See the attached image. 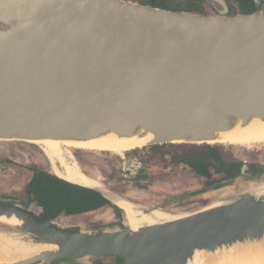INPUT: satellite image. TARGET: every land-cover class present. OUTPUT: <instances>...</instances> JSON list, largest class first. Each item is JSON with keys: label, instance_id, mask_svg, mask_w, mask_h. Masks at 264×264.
Wrapping results in <instances>:
<instances>
[{"label": "water", "instance_id": "obj_1", "mask_svg": "<svg viewBox=\"0 0 264 264\" xmlns=\"http://www.w3.org/2000/svg\"><path fill=\"white\" fill-rule=\"evenodd\" d=\"M205 1L216 14L130 0H0V26H8L0 32V141L43 148L102 131L128 135L132 124L154 136L136 150L214 146L232 130L228 119L264 121L261 1L250 14L231 0ZM255 180H264V164L244 162L236 177L190 194L210 198ZM263 185L138 230H69L2 195L0 222L54 246L12 264H188L198 251L264 243V196L255 194ZM84 188L116 206L114 198L126 200Z\"/></svg>", "mask_w": 264, "mask_h": 264}, {"label": "rangeland", "instance_id": "obj_2", "mask_svg": "<svg viewBox=\"0 0 264 264\" xmlns=\"http://www.w3.org/2000/svg\"><path fill=\"white\" fill-rule=\"evenodd\" d=\"M211 14L216 13L213 12ZM214 143H219L218 146L225 151L229 159L241 160L254 165L264 164V145L245 147L239 146L237 143ZM137 146L139 145L124 147L120 154H115L109 148H68L64 146L63 149L65 151L67 149L70 150L80 164L83 173L84 158L87 161L86 171L94 179L99 180L103 189L125 198L136 205L140 211L147 214L158 210L174 217L185 216L217 202L234 198L238 193L251 190L264 183V180L245 182L231 186L232 188L229 187L230 189L225 188L218 191L210 198L208 195L197 196L190 194L193 190L204 187L203 184L196 183L194 178H192V181L190 178L179 180L176 173L180 172V169L174 166L172 159L176 154L188 151L193 146L203 148L206 144L157 145L136 150L139 152L137 154L139 156H134L130 153L131 155L127 156V161H124L120 155L131 150L135 152L133 150ZM44 154L43 148L38 144L0 141V195L5 197L14 196L16 198L24 196L25 184L32 176L29 171L31 167H37L51 173L50 164ZM148 163L149 165H169L174 174L161 178L156 177L153 181L146 180L147 178L143 174ZM175 170L178 171L176 172ZM231 189H233V192H229L231 193L230 195H223V191H230ZM24 200L28 202L27 199ZM31 210L36 211V205H32ZM122 215L121 219H117L112 210L104 209L95 214L64 218L59 220L58 224L68 229L87 233H102L107 230L130 228L123 210ZM0 234L9 239L41 243L40 240L1 222Z\"/></svg>", "mask_w": 264, "mask_h": 264}, {"label": "bare ground", "instance_id": "obj_3", "mask_svg": "<svg viewBox=\"0 0 264 264\" xmlns=\"http://www.w3.org/2000/svg\"><path fill=\"white\" fill-rule=\"evenodd\" d=\"M7 28L8 26L3 24L0 26V32L6 31ZM227 123L232 130L219 136L213 143H237V145L245 147L264 145V121L259 119L250 120L245 127L241 123L237 124L231 119H228ZM127 129L129 131L128 135L102 131L95 137L85 141H69L64 143L60 141H45L42 142L43 151L52 166L53 173L57 177L83 187L103 188L99 181L92 179L82 172L80 164L70 150L67 149L65 151L63 147L109 148L115 154H120L124 147L139 145L137 147L140 148L152 142L153 134L148 133L144 129L132 124L128 125ZM255 194L264 196V185L256 190ZM114 199L117 206L125 212L128 225L133 230L179 218L158 210L147 214L140 211L136 205L129 201ZM7 222L12 225H19L16 219ZM50 249H54V246L9 239L0 234V264H12ZM188 264H264V243L256 247L236 246L229 249L224 248L214 253L198 251L194 259Z\"/></svg>", "mask_w": 264, "mask_h": 264}, {"label": "trees", "instance_id": "obj_4", "mask_svg": "<svg viewBox=\"0 0 264 264\" xmlns=\"http://www.w3.org/2000/svg\"><path fill=\"white\" fill-rule=\"evenodd\" d=\"M143 5L171 11H181L191 14L210 15L214 10L205 0H130ZM238 14H250L257 11L255 0H231ZM261 1V11H264V0ZM223 153L217 148L208 145L207 151H201L193 146L192 151L175 159L182 165L192 169L201 177H215L212 187L237 176L242 163L230 164L224 159ZM32 171L31 179L27 184V194L32 202L43 208L40 216L44 220L53 221L64 211L66 214L102 211L113 204L94 190L84 189L69 184L55 176ZM114 206V205H113ZM120 264V262H118Z\"/></svg>", "mask_w": 264, "mask_h": 264}, {"label": "flooded vegetation", "instance_id": "obj_5", "mask_svg": "<svg viewBox=\"0 0 264 264\" xmlns=\"http://www.w3.org/2000/svg\"><path fill=\"white\" fill-rule=\"evenodd\" d=\"M207 146L208 145H206L205 147H203V148H201V147H199V149L201 150V151H204V152H206L207 151ZM213 147H217L222 153H223V155H224V160L226 161V162H228V163H230V164H233V165H237V163H244V161H241V160H236V159H229L228 158V156H226L227 154H225V151L222 149V148H220L218 145H214ZM135 148H138V147H135ZM134 148V149H135ZM136 150V149H135ZM134 151V150H133ZM192 151V147L188 150V151H185V152H182V153H178V154H176L175 156H174V158L172 159V163L174 164V166L175 167H178L180 170V172H178V173H176L177 174V176L179 177V180H183L184 178H190L191 179V181H192V178H194V179H196L195 181H196V183L198 182V183H201V184H203V186H205V185H210L211 183H212V181L214 180V178L215 177H211V178H206V177H201L200 175H198V174H196L192 169H190V168H188L187 166H185V165H182L180 162L178 163V162H176L175 161V159L176 158H178L179 156H184L185 154H188V153H190ZM134 155V156H139V155H137V154H139V152L138 151H135V152H132V150L130 151V152H126L125 154H122V155H120V156H122L123 158V160L124 161H127V156L128 155ZM45 155V154H44ZM74 156V155H73ZM46 157V156H45ZM75 157V156H74ZM47 159V158H46ZM48 161V160H47ZM81 161V160H80ZM83 161L85 162V166L83 167V171H84V173L87 175V176H89V177H91L92 179H94L92 176H91V174H89L87 171H86V168H87V161L83 158ZM49 162V161H48ZM81 163H82V161H81ZM143 163L145 164V162L143 161ZM50 164V163H49ZM174 167V168H175ZM50 169L52 170V166H51V164H50ZM30 170H35V171H39V172H43V173H46V174H48V175H52V176H55V177H57L54 173H53V171H51V173H49V172H47V171H44V170H41V169H39V168H37V167H31L30 169H29V171ZM176 172L178 171V170H175ZM31 173H32V171H30ZM183 172V173H182ZM174 174V171H172L171 169H170V166L169 165H158V164H151V165H149V163L147 164V166L145 167V172H144V174H143V176H146V180H155L156 179V177H159V178H161V177H164V176H170V175H173ZM58 178V177H57ZM94 180H96V179H94ZM64 181V180H63ZM97 181H99V180H97ZM29 182V181H28ZM28 182L25 184V189H24V193H23V195L24 196H19V197H14V196H8V197H6V198H10V199H16V200H22V205L24 206V207H28L30 210H31V206L32 205H36V211H34V212H36L39 216H40V214L43 212V208L42 207H40L39 205H37L36 203H34V202H32V198L27 194V184H28ZM66 182V181H65ZM68 183V182H67ZM172 183V182H171ZM70 184V183H69ZM73 185V184H72ZM75 186H77V185H75ZM78 187H81V186H78ZM81 188H84V187H81ZM84 189H87V188H84ZM88 190H91V189H88ZM3 196V195H2ZM5 197V196H4ZM24 199H27L28 200V202L27 201H25ZM113 204V203H112ZM114 205V204H113ZM109 206V207H106L105 209H110V210H112L113 212H114V214H115V217L117 218V219H121L122 217H123V215H122V210H121V208H119L118 206H116V205H114V206ZM33 211V210H32ZM99 211H89V212H85V213H75V214H66L65 213V211L61 214V215H59L55 220H53L57 225H59L58 224V221L59 220H61V219H64V218H74V217H79V216H83V215H89V214H95V213H98ZM145 213V212H144ZM41 217V216H40ZM42 218V217H41ZM43 219V218H42ZM60 226V225H59ZM62 227V226H61ZM63 228H65V227H63ZM66 229H68V228H66ZM69 230H73V231H77V230H75V229H69ZM121 260H120V258H118V262H120ZM95 264H103L101 261H97V262H95Z\"/></svg>", "mask_w": 264, "mask_h": 264}, {"label": "crops", "instance_id": "obj_6", "mask_svg": "<svg viewBox=\"0 0 264 264\" xmlns=\"http://www.w3.org/2000/svg\"><path fill=\"white\" fill-rule=\"evenodd\" d=\"M92 264H95V262H92Z\"/></svg>", "mask_w": 264, "mask_h": 264}]
</instances>
